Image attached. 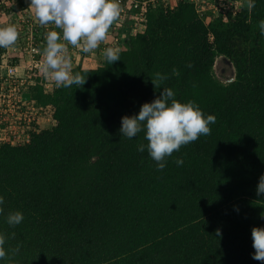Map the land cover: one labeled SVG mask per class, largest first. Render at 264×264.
<instances>
[{"label": "trees", "instance_id": "trees-1", "mask_svg": "<svg viewBox=\"0 0 264 264\" xmlns=\"http://www.w3.org/2000/svg\"><path fill=\"white\" fill-rule=\"evenodd\" d=\"M159 4L148 6L145 32L126 37L120 61L72 68L84 84L31 87L55 124L26 144L0 145V264H264L251 237L264 227V0L227 20L187 0ZM219 58L235 76L217 77ZM157 72L169 78L156 87ZM162 88L216 122L158 170L137 151L144 132L130 140L120 128ZM15 211L24 220L9 226Z\"/></svg>", "mask_w": 264, "mask_h": 264}, {"label": "clouds", "instance_id": "clouds-1", "mask_svg": "<svg viewBox=\"0 0 264 264\" xmlns=\"http://www.w3.org/2000/svg\"><path fill=\"white\" fill-rule=\"evenodd\" d=\"M256 0H249L248 7L254 8ZM36 17L42 25L55 24L61 31L50 30L46 33V46L43 50V68L46 77H50L57 87H71L84 84L79 73L71 72V59L67 55V45L89 53L105 42L110 27L119 20L121 8L119 0H31ZM261 34L264 35V21L260 22ZM18 39L15 26L0 28V48L14 45ZM66 42V43H65ZM107 62L120 61V49H104ZM191 67V65H188ZM173 74H178L175 70ZM167 74L155 73L152 83L157 87L168 79ZM214 115L205 116L194 101L181 103L175 99L171 88H162L160 95L152 102L144 103L138 114L121 117L120 133L133 139L144 132L147 145L140 144L137 151L144 152L156 162L158 170L167 165V157L179 152L184 145L197 141L201 136L211 134L210 125L215 124ZM177 166L183 165L182 158H175ZM257 195H264V175L257 185ZM4 197L0 195V214L4 213ZM20 211L10 212L6 216L9 226L23 222ZM15 234L13 233V236ZM252 258L264 262V227H254L251 231ZM6 237L0 233V261L7 256ZM20 246L14 250L19 253Z\"/></svg>", "mask_w": 264, "mask_h": 264}, {"label": "built area", "instance_id": "built-area-1", "mask_svg": "<svg viewBox=\"0 0 264 264\" xmlns=\"http://www.w3.org/2000/svg\"><path fill=\"white\" fill-rule=\"evenodd\" d=\"M159 1H161L164 8L174 9L181 0L174 3V7L170 6L172 0ZM159 1L119 0L121 8L120 17L125 15L127 11H134L137 16L141 15L143 22L146 23L148 6ZM4 2L7 4L12 3L17 7H23L22 0H6ZM189 2L194 3L199 12L211 11L216 16H221L224 20H227L229 14H236L240 9L248 6L249 0H216L214 3H209L207 6L205 5L206 2L203 3V0H198V2L189 0ZM121 20L122 19L119 18L118 21ZM38 22L34 25L30 23L27 25L26 29L28 36L24 39V44L19 46L22 47L23 54H27V56L25 55L26 57L29 56L28 60H25L23 56L17 57L19 58V65L8 63V66H6L3 61L4 57L0 55V145L4 143H10L12 145L26 144L30 142L32 133L44 129L46 124H55L54 112L51 107H39L33 97H27L28 93H31V87L36 84L44 87L46 92L51 91L55 86V82L52 79H47L43 76V50L46 43L41 40L38 44L36 43V39L46 38V33L50 30H55L57 32L61 30L57 28L55 24L51 26V23H49L43 25L39 32V30L35 28L36 26L39 28ZM118 24L119 26H112L115 32L109 34V37L112 36L115 38L116 36V42H118L119 33L123 28L121 23ZM18 39L21 40L19 33ZM121 41H123V39ZM24 64H26V69H24L23 75L18 78L17 81V71L19 67H23ZM4 69L7 73L3 72ZM49 115L51 119H48V117H50Z\"/></svg>", "mask_w": 264, "mask_h": 264}, {"label": "rangeland", "instance_id": "rangeland-1", "mask_svg": "<svg viewBox=\"0 0 264 264\" xmlns=\"http://www.w3.org/2000/svg\"><path fill=\"white\" fill-rule=\"evenodd\" d=\"M4 1H6V0H0V3H4V4H0V6H2L3 8L5 6L6 8L0 9V12H3L4 14H6L7 17H9V19L7 18L8 19L7 22H4V24L0 25V28L6 27L9 25L15 26L16 30L18 31L19 35L21 36V40L17 39V41L15 42L14 45H11L7 48H0L1 49L0 55L4 57L3 61H4V64L6 66H8V63L19 65V61H18L19 58H17V57L23 56V58L25 60L29 59V56L26 57L27 54H25L26 56L23 54L22 47H19V46L24 44L23 41L28 36L26 27L29 23L31 25H34L36 22L39 21V19L36 17L35 9L30 6L31 0H22V2H23L22 8L17 7L15 5H13L12 3L7 4ZM177 1H179V0H172V3H170V6L174 7L175 6L174 3H176ZM193 1L198 2V0H193ZM215 1L216 0H203V3L206 2L205 5L207 6L209 3L212 4ZM157 3L161 4V1H159ZM199 8L202 9L201 7H199ZM207 12L212 13L211 11H205V12H200V13L205 14ZM212 14H214V13H212ZM207 17H208V14H207ZM120 19H122V20L117 21L112 25V26H119L118 23H121L123 25V28L119 33L118 42L115 41L116 36H115V38L112 36L109 37V34L111 32H113V33L115 32L114 27L111 26L109 31H108V36H107L106 41L101 43L97 49H95L89 53H83L81 49L74 48L71 45H67V48H68L67 55L71 59V64H72V59H73V61H75V59H77L78 57L93 58L96 60V62L101 64L105 60L104 49L111 46L110 41H112L113 44H115L111 47L119 48L120 43H122L121 40L126 39V37L131 35L130 33L128 34L129 29H134L132 34H136V33L138 34L139 31H142L143 28H146L145 22H143L141 15L137 16L134 11H127L125 13V15H122L120 17ZM50 25L53 26V23H51ZM14 57H16V58H14ZM23 67H21V68L19 67V69L17 71V73H18V75L16 76L17 81H18V78H20L23 75L24 69H26V64H24ZM71 70H72V67H71ZM3 72L7 73L5 69ZM215 72H216L217 77H219L222 80H227V79L232 78L234 76L233 75L234 74V68H233L232 64L228 60L223 59V58H219L217 60L216 65H215ZM43 76H44V78L51 79L50 77H46L45 74ZM50 86H51V84H50ZM31 93H28V95L26 94L28 98H30V97L32 98ZM48 119H51V116L48 117ZM49 125L50 124H46L45 127H47Z\"/></svg>", "mask_w": 264, "mask_h": 264}, {"label": "crops", "instance_id": "crops-1", "mask_svg": "<svg viewBox=\"0 0 264 264\" xmlns=\"http://www.w3.org/2000/svg\"><path fill=\"white\" fill-rule=\"evenodd\" d=\"M7 18L9 19V17H7L6 14H4L3 12H0V25L4 24V22H7V20H8ZM145 29L146 28H143L142 31H139V33L145 32ZM133 30L134 29H129L128 30V34L130 33L131 35H136L137 33L136 34H132ZM110 45L113 46L115 44H113V42L110 41ZM119 49H120V51H123V50L126 49L125 39H123L122 43H120ZM101 64L96 62V60L93 59V58L78 57L77 59H75V61H73V59H72V68L77 67V66H81L82 69H84V70H92V69H97Z\"/></svg>", "mask_w": 264, "mask_h": 264}, {"label": "water", "instance_id": "water-1", "mask_svg": "<svg viewBox=\"0 0 264 264\" xmlns=\"http://www.w3.org/2000/svg\"><path fill=\"white\" fill-rule=\"evenodd\" d=\"M234 76H235V70H234V74H233ZM233 80V79H232Z\"/></svg>", "mask_w": 264, "mask_h": 264}]
</instances>
